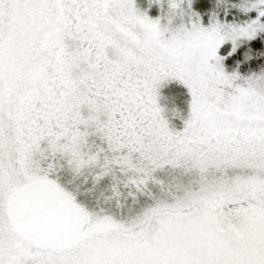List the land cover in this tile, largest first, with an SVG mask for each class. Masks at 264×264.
Wrapping results in <instances>:
<instances>
[{
    "label": "snow or ice",
    "instance_id": "6c2138e0",
    "mask_svg": "<svg viewBox=\"0 0 264 264\" xmlns=\"http://www.w3.org/2000/svg\"><path fill=\"white\" fill-rule=\"evenodd\" d=\"M0 264H264V0H0Z\"/></svg>",
    "mask_w": 264,
    "mask_h": 264
}]
</instances>
